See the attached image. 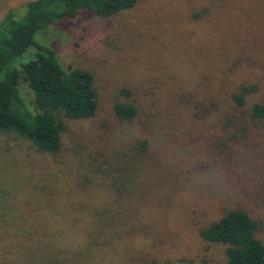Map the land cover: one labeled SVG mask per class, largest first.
<instances>
[{
	"label": "rangeland",
	"instance_id": "rangeland-1",
	"mask_svg": "<svg viewBox=\"0 0 264 264\" xmlns=\"http://www.w3.org/2000/svg\"><path fill=\"white\" fill-rule=\"evenodd\" d=\"M29 1L0 0V22ZM34 41L92 72L99 103L91 118H63L56 153L0 133V264L223 263L225 246L200 231L230 209L264 243V122L248 118L264 99V0L80 9ZM243 85L255 89L241 107L231 95ZM118 101L137 107L131 121Z\"/></svg>",
	"mask_w": 264,
	"mask_h": 264
},
{
	"label": "trees",
	"instance_id": "trees-1",
	"mask_svg": "<svg viewBox=\"0 0 264 264\" xmlns=\"http://www.w3.org/2000/svg\"><path fill=\"white\" fill-rule=\"evenodd\" d=\"M136 2L30 0L20 20L8 11L0 22V133L25 138L40 152H58L64 129L63 118L93 117L99 103L98 91L92 72L62 66L52 48L34 45L35 34L48 23L73 16L80 9L106 18L132 8ZM31 45L38 49L27 59L20 60ZM19 81L24 82L32 93V109L19 94ZM254 89V86H240L231 95L232 101L242 107ZM122 92L128 95L127 90ZM114 112L118 119L131 121L138 110L131 102L118 101L114 104ZM248 118L252 123L264 122V99L250 106ZM229 121L226 119L223 124ZM241 128V135H244V123ZM257 229L258 222L246 211L230 209L202 229L200 236L207 242L225 246L226 260L216 264H264V243L257 239ZM159 264L173 263L163 261Z\"/></svg>",
	"mask_w": 264,
	"mask_h": 264
}]
</instances>
